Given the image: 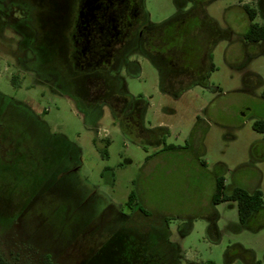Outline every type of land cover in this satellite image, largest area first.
Returning <instances> with one entry per match:
<instances>
[{"label":"rangeland","instance_id":"1","mask_svg":"<svg viewBox=\"0 0 264 264\" xmlns=\"http://www.w3.org/2000/svg\"><path fill=\"white\" fill-rule=\"evenodd\" d=\"M259 2L210 0L207 18L198 23L188 15L191 0H145L151 25H162L168 33L164 51L186 60L194 77L179 86L178 94L166 92L159 65L134 47L127 57L132 64L125 61L118 73L121 91L146 99L145 127L169 126L166 143L173 149L145 147L125 133L116 119L126 114L123 103L91 112L55 87L37 48L25 41L14 18L2 13L0 95L29 108L66 141L80 176L100 195L94 200L98 207L111 202L130 214L138 203L144 214L165 217L179 264H264V208L242 223L237 201H212L216 173L224 175L227 190L240 185L264 195V135L253 128L264 118V41L246 38L251 20L241 7L258 8L254 22L264 24ZM201 47L209 54L205 60L196 55ZM5 115L0 111L1 119ZM17 132L16 125H0L1 155L4 140L9 141L5 135ZM25 166L0 168V201L17 197L33 182L34 173H26ZM46 176L39 173L38 182ZM132 191L137 196L133 206L128 204ZM135 214L139 219L141 212ZM2 234L0 251L11 264H51L10 227Z\"/></svg>","mask_w":264,"mask_h":264},{"label":"flooded vegetation","instance_id":"2","mask_svg":"<svg viewBox=\"0 0 264 264\" xmlns=\"http://www.w3.org/2000/svg\"><path fill=\"white\" fill-rule=\"evenodd\" d=\"M208 1L191 0L188 15L203 21ZM259 3L264 11V0ZM0 13L13 17L25 41L37 48L54 86L91 112L123 103L126 120H141L144 101L121 91L118 74L125 61L132 64L127 57L134 47L142 48L159 65L164 90L178 94L179 86L194 77L186 60L164 51L168 33L162 25H151L145 0H0ZM200 49L204 53L199 50L196 55L207 59L208 51ZM0 111L11 117L0 118V125L5 129L16 125L19 131L5 135L9 141L4 140L6 153L0 154L1 170L24 162L25 172L34 173L27 190H18V198L0 201V240L10 227L51 264H90L102 254L115 256L126 241L134 249L136 235L139 243L148 244V232L132 226V220L141 218L140 214L135 218L136 209L128 214L111 202L105 208L97 206L94 200L100 195L80 176L66 141L36 121L29 108L2 95ZM39 173L47 175L40 182ZM104 209L113 214H104ZM0 264H11L1 251Z\"/></svg>","mask_w":264,"mask_h":264},{"label":"trees","instance_id":"3","mask_svg":"<svg viewBox=\"0 0 264 264\" xmlns=\"http://www.w3.org/2000/svg\"><path fill=\"white\" fill-rule=\"evenodd\" d=\"M243 7L251 20L245 33L246 38L254 42L264 41V24L260 22H254L256 17L259 15L258 8L252 7L248 3H245ZM126 94L128 97L133 98L132 95H129L128 93ZM262 96L264 98V89L262 91ZM138 98H142L144 101L140 121H128L126 120V114L124 117L122 115L119 116L116 114V119L121 122L124 132L133 137L136 142L145 147L151 145L156 146L161 150L173 149L174 145L166 143L167 133H163L162 126L154 128L145 127L143 118L144 109L147 102L146 99L141 96ZM21 107L24 108V106ZM25 108L27 107L25 106ZM122 112L127 113L124 110ZM36 121L38 120L36 119ZM253 128L264 135V118L257 119L253 123ZM136 199L137 196L135 195L134 191H132L129 196L128 204L131 205L135 203ZM228 200L237 201L239 218L242 223H247L248 220L258 212V210L264 208V195L259 188L250 191L243 186L237 185L227 190L225 177L224 175L220 174L216 179V189L212 201L214 203H219L221 201ZM136 204V211L139 210V212H141V218L139 217L140 221L132 220L131 223L133 224L132 226L135 230L148 232L151 237L148 244L139 243L140 240L136 235L134 249L129 248V246H132L131 241H126L124 244H120L119 253L115 256L109 254L107 257L106 254H102V257L98 256L93 258L90 264H94L99 261H103L104 264H116L119 261L124 264H179L177 259L176 245L169 239V226L165 222L166 218H160L156 215L144 214L142 212V206L138 205V203ZM159 235L161 236L162 240L159 238ZM205 264L215 263L207 262ZM257 264H259V262Z\"/></svg>","mask_w":264,"mask_h":264},{"label":"crops","instance_id":"4","mask_svg":"<svg viewBox=\"0 0 264 264\" xmlns=\"http://www.w3.org/2000/svg\"><path fill=\"white\" fill-rule=\"evenodd\" d=\"M166 92H169V91H167V90H165ZM146 108H147V104H146V106H145V109H144V115H145V113H146ZM159 126H162L163 127V133H167L168 134V132H169V130H170V128H169V126H167V125H159ZM156 127H158V126H156ZM164 136V135H163ZM163 147H164V144H163ZM218 175H220V173H216L215 174V189H216V179H217V176ZM214 193H215V191H214ZM214 195V194H213ZM212 198H213V196H212ZM211 228H212V230H214V231H216V227H215V224L214 223H212L211 224Z\"/></svg>","mask_w":264,"mask_h":264}]
</instances>
